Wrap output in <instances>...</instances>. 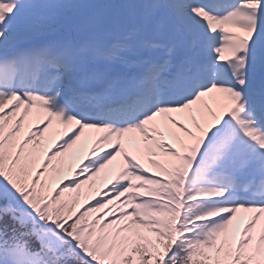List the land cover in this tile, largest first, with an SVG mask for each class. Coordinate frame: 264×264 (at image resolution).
<instances>
[{
	"label": "snow or ice",
	"instance_id": "snow-or-ice-1",
	"mask_svg": "<svg viewBox=\"0 0 264 264\" xmlns=\"http://www.w3.org/2000/svg\"><path fill=\"white\" fill-rule=\"evenodd\" d=\"M0 264H264V0H0Z\"/></svg>",
	"mask_w": 264,
	"mask_h": 264
}]
</instances>
